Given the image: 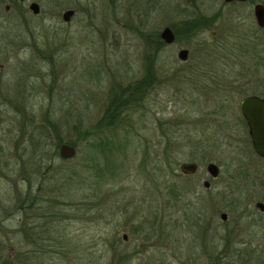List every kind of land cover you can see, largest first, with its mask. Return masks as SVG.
I'll return each instance as SVG.
<instances>
[{"label":"rangeland","instance_id":"obj_1","mask_svg":"<svg viewBox=\"0 0 264 264\" xmlns=\"http://www.w3.org/2000/svg\"><path fill=\"white\" fill-rule=\"evenodd\" d=\"M33 2L37 15L29 10ZM257 3L264 6V0H0V200L13 209L15 189H25L27 179L34 189L40 182L42 213L53 215L28 220L34 243L20 235L7 242L17 254L29 252L27 264H264L261 229H250L261 248L222 249L221 232L206 225L211 215L219 220L218 185L203 187L206 165L232 156L224 135L237 130L240 102L264 96ZM66 10L74 11L68 23ZM165 27L175 41L149 75L146 40L154 43ZM183 49L186 61L178 58ZM136 81L143 100L120 113L112 131H91L73 159L31 152L33 126L56 124L64 139H76L75 124L77 131L95 128L110 96ZM28 117L34 124L24 123ZM45 131V150L52 152L54 134ZM95 138L111 139L121 152L96 153L94 169L84 165L85 145ZM186 162L198 166L188 180L179 170ZM170 179L189 185L186 217L163 198ZM21 217L12 214L4 231L18 234Z\"/></svg>","mask_w":264,"mask_h":264},{"label":"trees","instance_id":"obj_2","mask_svg":"<svg viewBox=\"0 0 264 264\" xmlns=\"http://www.w3.org/2000/svg\"><path fill=\"white\" fill-rule=\"evenodd\" d=\"M15 1V0H13ZM26 11L22 12L24 14ZM187 26V29L189 28V22H186L185 24ZM189 30V29H188ZM154 36V35H153ZM156 37V36H154ZM159 37V36H158ZM147 48L146 52L148 54V58L150 60L149 65L147 66V74H154L153 73V66L154 63H156L157 56L163 49V47L166 45L161 38H156L154 40V43L150 42L149 40H146ZM151 54V55H150ZM149 88V87H146ZM145 90V89H144ZM142 81L135 82L132 84H129L127 86H121L118 87V90L114 93L112 92L111 95L114 93L115 95L110 96L109 102L106 104V108L103 112V115L101 116L98 123L94 126L95 128H90L92 130H89L87 128L86 130H79L77 131L76 124L73 126V131L84 133V135L79 137V134L77 133L76 139L67 138L64 139L62 137V132L60 130L58 131V126L56 124H49L45 128H43V124L41 126L35 127L27 136V142L29 145V148H31V152L33 154H36V156H49L50 160L53 159V157H60L59 155V147L62 144H68L70 146H73L75 149L78 146V142L82 140H88V138L92 135V133L95 131L94 129H104L106 131H112L114 127L118 123V118L120 113H124L130 109L132 106H136L137 103H140L143 100L144 91ZM20 112L22 115L25 114L24 109H20ZM33 118V117H32ZM31 117H28V119L25 122L34 124V119ZM33 121V122H32ZM51 129L52 134H54V150L52 152H48L45 150V136L43 135L48 129ZM38 129V130H37ZM92 131V133H90ZM24 130H22L23 134ZM37 132V133H36ZM48 135H49V131ZM46 132V133H47ZM216 139V138H215ZM96 140L95 142H87L85 147V153H86V160L85 163L88 162V164L84 165L85 167L94 168L99 166V163L95 160L96 153H105L108 152L109 155H111L114 150L117 152H121L119 146H116L111 139L104 138V139H91ZM116 152V153H117ZM61 158V157H60ZM34 159V157H33ZM62 159V158H61ZM98 159V158H97ZM84 163V164H85ZM43 160L39 159L37 161L34 160L33 164V173L34 176H36V173L39 169L42 168ZM47 166L46 168H48ZM100 168V167H99ZM37 177V176H36ZM176 177V176H175ZM174 177V178H175ZM180 177V176H177ZM31 178V177H30ZM187 180L190 178L189 176H186ZM28 184H26V188L15 189V201L12 204L13 209L7 208L8 202H1L0 200V264H17L16 261L19 260L20 264H27V260L31 258V256H28L27 254L29 252H26V254H17L14 245L7 244L12 242L13 238L18 237L17 235H20L19 239H21L24 244H31L32 238L31 235L26 232L27 229H25L26 223H28L29 219H32V223L34 224L37 219H40L41 217L47 215L48 219H51L53 215H49V213L45 212V214L42 213V194L44 191V188L42 187V184L39 182L38 186L34 189L33 183L27 179L26 180ZM174 181H163V189H164V196L163 198H166V202L170 203V208H174V211L177 213H180L183 217H186V215L189 214V210L192 209V202L191 199H189V185L186 184H180L179 182ZM40 185V186H39ZM13 211L12 214L17 213L23 217H21L22 222L21 227L16 232H5L3 228V224L7 221V219L12 215L10 212ZM52 221V220H51ZM176 221V219H175ZM178 221V220H177ZM35 227H31V231L33 234ZM51 233H49V236L51 237ZM36 235V234H35ZM36 237H38L36 235ZM34 243V242H33ZM228 249H224V251H227Z\"/></svg>","mask_w":264,"mask_h":264},{"label":"flooded vegetation","instance_id":"obj_3","mask_svg":"<svg viewBox=\"0 0 264 264\" xmlns=\"http://www.w3.org/2000/svg\"><path fill=\"white\" fill-rule=\"evenodd\" d=\"M254 97L264 100V96L255 95ZM218 126L217 128L225 129L226 132L230 131L227 126L219 124ZM233 126L237 130L224 135L225 142L230 145L232 156L221 164L212 163L217 167L215 177L207 171V166L211 163H208L205 168L208 179L203 182V187L210 191L215 182L217 183V196L221 206L219 220L213 219L211 215L206 225L207 229L216 228L221 232L219 241H221L222 249H258L262 245L258 243L253 246L250 229H261L264 232V156L255 151L249 125L241 114L240 105L239 116ZM218 132L221 133V131ZM213 135L217 136L216 133ZM243 235L248 238L240 239ZM260 242L264 243V236L261 237Z\"/></svg>","mask_w":264,"mask_h":264},{"label":"water","instance_id":"obj_4","mask_svg":"<svg viewBox=\"0 0 264 264\" xmlns=\"http://www.w3.org/2000/svg\"><path fill=\"white\" fill-rule=\"evenodd\" d=\"M225 3L232 2H247L249 0H223ZM29 10L32 14L37 15L40 11L37 3H31ZM253 14L255 22L259 28L264 27V6L257 3L253 7ZM74 15L73 10H66L62 14V21L68 23L71 17ZM161 40L166 44H173L175 41L174 34L169 27H165L160 33ZM188 52L187 50H180L178 52V58L181 61H186ZM240 111L245 120L247 121L254 143V148L257 153L264 156V100L258 97L248 96L240 104ZM59 155L64 160L73 159L76 155V149L68 144H62L59 147ZM179 170L183 175H193L197 171V165L193 162L181 163ZM208 173L215 177L217 175V167L214 164L207 166ZM123 239H126L123 236Z\"/></svg>","mask_w":264,"mask_h":264}]
</instances>
